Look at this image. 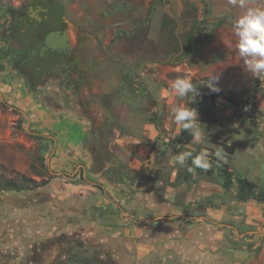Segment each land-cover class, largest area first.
<instances>
[{
    "label": "rangeland",
    "instance_id": "374dc122",
    "mask_svg": "<svg viewBox=\"0 0 264 264\" xmlns=\"http://www.w3.org/2000/svg\"><path fill=\"white\" fill-rule=\"evenodd\" d=\"M26 1L0 0V18L5 8ZM59 2L77 48L74 77L79 75L81 82L72 92L80 93L78 101L88 106V115L72 107L75 100L69 107L59 106L72 78L63 76L58 82L56 75L34 93L17 68L18 58L0 57V186L20 183L25 177L29 184L38 183L23 191L0 190V263L39 264L42 256L44 264H51L74 242L96 244L90 233L102 231L111 241L97 244L96 254L105 259L108 253L110 261L119 258L121 264H264V203L250 200L229 206L212 214L217 219L213 223L205 218L208 209L203 202L186 204V200L196 198L187 191H200L199 179L220 183L214 163L201 176L195 172L192 183L171 184L186 166L175 162L176 155L206 150L211 161L220 142H225L236 152L220 159L229 162L236 174L264 187V75L254 77L246 71L233 30L245 9L229 0ZM249 5L264 7V0H249ZM200 33L203 39L198 46L189 43ZM193 44L196 52L187 59ZM179 78L207 91L209 82L221 89L213 101L218 121L198 117L206 133L203 142L177 144L182 127L175 123L172 109L189 107V101L171 88ZM48 93L59 94L60 102L46 100ZM97 125L99 146L94 137ZM94 182H101L105 191ZM91 191L95 195L84 201L81 196ZM149 191H161L159 198L164 191H184L182 199L175 195L169 208L157 210L171 215L166 217L170 221L187 218L190 227L185 239L181 234L161 235L157 243L164 245L154 246L149 257H143L121 245L130 228L139 220L146 222L140 216L147 213L148 198L142 195ZM232 193H237L234 187L221 203L226 204ZM102 202L104 206L98 205ZM178 207L177 215L173 210ZM106 211L114 214L108 222H118L114 234L106 232L110 229L103 227V220H96ZM200 224L212 227L211 231ZM62 234L75 241L66 242L68 237ZM188 240L194 242L196 254L181 251L180 242ZM37 246L40 250L34 249ZM224 246L250 253L243 257Z\"/></svg>",
    "mask_w": 264,
    "mask_h": 264
},
{
    "label": "flooded vegetation",
    "instance_id": "af4514ba",
    "mask_svg": "<svg viewBox=\"0 0 264 264\" xmlns=\"http://www.w3.org/2000/svg\"><path fill=\"white\" fill-rule=\"evenodd\" d=\"M4 11L3 18H0V31H2L0 40H5L3 41L5 46L1 49L0 54L8 53L6 56L1 54L0 57L6 58L13 55L18 58L16 60L17 68L23 73V79L30 85L29 87H33L34 93H37L36 89L46 86L48 80L56 75L58 82L63 81L61 80L63 76L72 78L69 80V89H65L61 94L63 103H60L59 106L69 107L72 100H75L72 107L75 109L79 107L81 113L88 115V106L84 101H78V98H81L80 93L73 94L72 92L81 82L79 75L74 77L78 69L76 46L73 45L72 49H53L51 47L44 49L45 40L50 32L60 31L63 33L68 29L69 21L65 17L63 5L59 0H27L19 7L11 6L5 8ZM48 94L45 95L46 100L50 102L51 99H54L60 102L59 94L58 96L56 93L55 95L54 93ZM72 107L70 108L73 109ZM85 169L86 167H82L83 172ZM97 170L99 173L102 171L100 166ZM94 183L105 191L101 182ZM72 244L73 246L69 250L58 253L51 264H115L114 260H109L108 253H105L106 256L103 253L105 259L101 257L100 252L96 254L98 247L91 249L83 242ZM34 249L39 250L40 248L37 246ZM42 249L45 248L42 247ZM41 259L42 256L38 263L44 264Z\"/></svg>",
    "mask_w": 264,
    "mask_h": 264
},
{
    "label": "crops",
    "instance_id": "0c3cea01",
    "mask_svg": "<svg viewBox=\"0 0 264 264\" xmlns=\"http://www.w3.org/2000/svg\"><path fill=\"white\" fill-rule=\"evenodd\" d=\"M198 185V189L200 191H187L188 193H192L194 194V196L197 198H190L189 200H186V204H189L190 201H196V200H200V202H203L201 205L203 208H206L208 210L207 211V216H205L206 219L211 220L213 223H217V219H214L212 217V214H218L219 212H223L224 208H228L229 206H236L237 204H241V205H245V204H249V201H238L235 199V195L236 193H232L233 197L229 195L227 196L228 200L225 201L226 204L221 203L223 200V196L226 197V192H229L228 190H226L219 182H215V180H211L209 179H204L201 178L197 181L196 186ZM179 188H184L183 186L179 187ZM192 189V188H191ZM190 189V190H191ZM183 190V189H181ZM76 192V191H74ZM161 191L157 192V191H149L148 196L147 195H142V198H148V210L147 213L143 216H140V218H146V222H142V220H139L136 223V226L133 228H130V230L126 233L127 237L125 239V241H123L124 243L121 245V247H123L124 249L130 250L138 255H143V257H149V255L154 251V246L156 247L157 245H164V242H158L157 243V239L161 236V235H165V236H174L176 235H185V233H189L188 228L190 227V224L188 222H186L187 218L184 217V219L182 221H178V220H167L166 217L171 218V215L166 216V215H160L158 214L159 210L157 209H162L166 206H168V208L171 206L170 203H172V198L178 194H180V198L182 199V197L184 196L183 192L184 191H164L163 194H161L162 198L158 197V193H160ZM96 193V191H91L90 195H86L84 197L81 196V198L86 201V199L91 198L92 196H94ZM146 193V192H144ZM75 195V193H74ZM77 196V195H76ZM191 197V196H188ZM141 198V197H140ZM147 200V199H146ZM170 200V202L168 201ZM255 199H252V201ZM256 203H264V202H258L257 200H255ZM254 201V202H255ZM103 202L106 203V198L103 200ZM99 204L98 205H103ZM249 202V203H248ZM145 203V202H143ZM168 203V204H166ZM176 205V204H175ZM210 205V206H208ZM221 205V206H220ZM220 206V207H219ZM176 207V206H175ZM102 207L96 208L98 210H100ZM173 211H176L178 213L175 214H179V212L181 211V208H175ZM103 214V215H102ZM173 214V213H172ZM114 214L111 212H107L101 213V219L100 218H96L97 221L102 222L103 220V227H105V229H110V231H106V232H110V234H114V231L118 232L119 228L117 225V221L115 223L114 222H108L109 218L113 216ZM161 216V217H159ZM173 216V215H172ZM175 216V215H174ZM173 216V217H174ZM176 217V216H175ZM93 221V217L90 218ZM162 219V220H160ZM91 221V222H92ZM174 221V222H173ZM115 224V225H113ZM200 227H203L204 229H208L209 231H211L210 226L203 225L200 224ZM233 227H235L234 225H231ZM92 229V227H91ZM113 232V233H112ZM93 234L94 238H96L95 242L97 241L96 244L94 245H89L88 247L92 248H96L99 247L98 245H103V244H108L111 239L110 237L106 236V233L102 232V231H95L94 233H90ZM117 233H115L116 235ZM61 234L57 235L58 238L61 239ZM103 236H106V240H104ZM109 236V235H108ZM62 237L67 238L66 242H71V241H75V239L71 236V235H67V234H62ZM98 237H102L101 241L99 240L100 238ZM133 237V238H132ZM136 237V238H135ZM141 237H145L147 238L146 241L142 240ZM187 237V235H185L182 239H185ZM219 238V232L217 234V236ZM135 238V239H134ZM210 238V237H209ZM124 239V238H123ZM211 239L213 240L214 237H211ZM209 241V240H208ZM194 242L193 241H184V242H180V249L183 252H191L194 251V245H192ZM98 244V245H97ZM199 247V246H197ZM226 246H224L223 248H225ZM162 248V247H161ZM164 249V248H163ZM40 250V249H39ZM118 253V251H117ZM195 253V251H194ZM110 254V253H109ZM122 254V250L120 253V257ZM196 254V253H195ZM127 258L130 257V255H126ZM132 256V255H131ZM129 259V258H128ZM121 264V261L118 258V261H115V264ZM124 264V263H123Z\"/></svg>",
    "mask_w": 264,
    "mask_h": 264
},
{
    "label": "clouds",
    "instance_id": "9594fccd",
    "mask_svg": "<svg viewBox=\"0 0 264 264\" xmlns=\"http://www.w3.org/2000/svg\"><path fill=\"white\" fill-rule=\"evenodd\" d=\"M229 3L245 9L244 14L233 24V30L237 38V50L246 71L254 77L264 75V7L250 6L249 0H229ZM171 88L178 97L187 99L190 104L196 103L197 99L201 97L200 90L188 78L176 79ZM207 88L209 94H217L221 91L213 82H209ZM172 112L175 123L191 134L194 143L203 142L206 133L200 127L199 113L195 108L176 107L172 109ZM222 155L223 149L218 148L215 156L220 158ZM189 158L195 168L207 171L212 167L206 150H201L195 156L191 151L181 152L175 156V162L183 167ZM188 171L193 172L194 168L188 167Z\"/></svg>",
    "mask_w": 264,
    "mask_h": 264
},
{
    "label": "trees",
    "instance_id": "16d2710c",
    "mask_svg": "<svg viewBox=\"0 0 264 264\" xmlns=\"http://www.w3.org/2000/svg\"><path fill=\"white\" fill-rule=\"evenodd\" d=\"M203 21L204 19L201 20V22ZM202 39H201V33L199 35L194 34L189 39V43L190 42L193 43L194 41L196 45L198 46ZM194 45L195 44L192 45V48ZM7 53L8 52L3 53V54L1 53V54L3 56H6ZM204 87L197 86V88L201 92V97L197 99L196 103L190 104V101H189V107L195 108L198 111L199 115L201 116V119L217 122L218 117L216 114V110H214L215 104L213 102L214 97L216 95L209 94V91H207V89H204ZM191 142H193L191 134L188 131L183 130L181 128L179 137L177 139V144L180 146H184ZM220 148L223 149V154L227 155L228 157H230L232 153L236 152L235 146L225 143V142H220ZM188 151L193 152V155L195 156L199 154L200 149H189ZM210 162L216 165V172H217L216 175L218 177H221L220 184L228 191H231L233 187L237 191L236 195L234 196L236 200L249 201V200L255 199L258 202H264V187L263 186H261L260 188L257 182L247 177H242L239 174H236L234 169L231 168V165L229 162L223 161L222 159L216 158V157H213V159H211ZM188 167H193L194 171L189 172ZM195 172L199 176H201L204 174L205 170L200 169V168H195V166L192 165L191 158H189L187 160L185 168L178 172L175 181L171 182V184H173L174 186H178L181 183H192L195 181V177H194ZM25 180L21 181L20 183H13V184L9 183V184L0 186V190L23 191V190L32 189L38 186V183L36 185L34 181H32L33 184H29V180L26 177H25Z\"/></svg>",
    "mask_w": 264,
    "mask_h": 264
},
{
    "label": "water",
    "instance_id": "95a60500",
    "mask_svg": "<svg viewBox=\"0 0 264 264\" xmlns=\"http://www.w3.org/2000/svg\"><path fill=\"white\" fill-rule=\"evenodd\" d=\"M45 41H46V45H45L44 49L46 47H51L53 49H56V48L72 49L73 44H74L73 39H72V35H71V32L69 31V29L65 30L63 33L60 31L50 32ZM195 52H196V47L193 46L192 51L189 54V56L187 57V59H191L194 56ZM96 133H97V135H96ZM94 137H95V141H96L97 146H99L101 140H100V129L98 128V125L96 126V129L94 132ZM225 249L227 251L234 252L236 254H240L243 257L249 255V253H250L249 250L238 249L235 247H225Z\"/></svg>",
    "mask_w": 264,
    "mask_h": 264
},
{
    "label": "bare ground",
    "instance_id": "6f19581e",
    "mask_svg": "<svg viewBox=\"0 0 264 264\" xmlns=\"http://www.w3.org/2000/svg\"><path fill=\"white\" fill-rule=\"evenodd\" d=\"M96 135H97V133H96Z\"/></svg>",
    "mask_w": 264,
    "mask_h": 264
}]
</instances>
